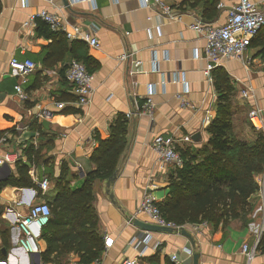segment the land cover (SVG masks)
Segmentation results:
<instances>
[{
	"label": "crops",
	"instance_id": "obj_1",
	"mask_svg": "<svg viewBox=\"0 0 264 264\" xmlns=\"http://www.w3.org/2000/svg\"><path fill=\"white\" fill-rule=\"evenodd\" d=\"M161 1L170 8V14L155 5L143 6L141 0H67V4L63 0H0V156L18 155L16 162L0 166V251H4L0 264H44L40 253L46 249V241L39 236L40 252H26L18 244L17 219L34 203L44 201L51 208L62 199L57 178L63 163L67 168L66 189L82 187L85 176L96 168L90 157L98 139L110 136L119 115L125 119L127 130L125 148L109 188L112 197L106 193V181L92 183L96 229L104 243L100 264H122L133 258L136 264H193L194 254L198 255L197 264H247L241 248L255 243L260 226V190L251 196L249 212L216 229L207 223L185 225L193 243L176 232H147L134 224L136 220L153 223L148 215L137 213L145 192L150 191L157 202L168 194L173 166L162 162L151 148L153 138L169 137L177 149L200 147L208 139L217 95L213 79L204 74V35L192 25L196 19L223 24L237 2L216 0L207 7L204 0ZM252 1L264 8V0ZM43 9L53 13L66 30L79 26L88 31L99 45L92 47L79 38L68 40L62 31L53 32L42 20L30 21L32 14ZM121 55L126 58L121 59ZM153 56L157 71L153 70ZM12 57L36 64L25 76L23 98L14 88L19 79L9 66ZM85 58L93 74L92 92L90 101L80 105L64 72L71 59ZM263 58L252 44L244 58L226 59L215 66L227 73L233 84L232 128L245 142L257 134L248 122V110L260 108L264 119ZM177 74L185 83L176 79ZM149 84L155 85L152 118L139 114ZM246 89L247 98L241 95ZM178 94H184V103ZM258 133L264 135V130ZM24 166L33 187L6 183L8 178L18 177ZM263 177L264 171L256 177L259 188ZM44 178L49 185L42 190L38 183ZM131 217L134 219L128 223ZM146 234L149 242L140 254L134 238L142 239ZM105 235L112 243H105ZM76 260L79 257L70 252L61 264ZM248 264H264V251Z\"/></svg>",
	"mask_w": 264,
	"mask_h": 264
},
{
	"label": "trees",
	"instance_id": "obj_2",
	"mask_svg": "<svg viewBox=\"0 0 264 264\" xmlns=\"http://www.w3.org/2000/svg\"><path fill=\"white\" fill-rule=\"evenodd\" d=\"M215 1L204 0L203 5L210 7ZM252 44L264 55V25L252 37ZM87 59L77 60L87 66ZM211 75L217 106L207 128L208 139L200 147L177 149L182 164L171 169L168 194L157 202L163 218L177 226L207 223L216 229L249 212L250 198L259 190L256 177L264 171V135L257 132L249 142L237 138L232 128L233 84L219 67ZM126 130L127 123L119 115L111 126L110 136L98 139V146L90 157L96 168L85 176L81 188L66 189L67 168L63 163L57 178L62 199L51 206L49 219L40 234L47 244L40 253L44 264H61L64 255L70 252L85 263L100 257L104 243L96 229L92 183L106 181L115 172L125 148ZM28 171L24 166L18 177L8 178L6 183L33 187ZM1 251L0 258H3Z\"/></svg>",
	"mask_w": 264,
	"mask_h": 264
},
{
	"label": "built area",
	"instance_id": "obj_3",
	"mask_svg": "<svg viewBox=\"0 0 264 264\" xmlns=\"http://www.w3.org/2000/svg\"><path fill=\"white\" fill-rule=\"evenodd\" d=\"M94 3V0H89ZM143 6L155 5L165 14H170V8L162 3L161 0H141ZM34 19L42 20L52 31H62L68 40L79 38L86 41L90 46L97 47L99 41L96 37L91 36L88 31L82 30L79 26H74L72 30H66L60 25L58 18L47 10H39L35 14H32L30 21ZM30 21L26 22L28 24ZM264 25V8L259 7L252 0H237L236 4L229 9L226 20L221 25H211L206 22L196 19L192 27L198 32L203 33L205 38L203 56L205 58L206 65L204 68V74L211 80V72L219 63L226 59L237 58L242 59L250 46L251 39L255 33ZM121 59H125L126 55H121ZM153 70L157 71V60L153 56L152 59ZM264 65V58H263ZM137 64V63H135ZM9 66L11 68L12 75L18 78V82L14 85L17 94L23 98L24 92L22 84L25 81V76L31 73L36 64L30 59H18L12 57L9 60ZM65 80L70 84L71 91L76 97V102L80 105L87 104L90 101L92 92L93 74H91L85 64L77 59H71L67 64L64 72ZM176 79L182 80V75L177 74ZM184 82V81H183ZM185 83V82H184ZM164 85V81H162ZM188 90L185 85V93ZM183 92V93H184ZM249 91L242 90L241 95L248 97ZM155 94V85L149 84L147 87L146 98L139 108V114H147L152 118L153 115V95ZM184 94H178L177 98L183 103L185 102ZM59 107H62V103H57ZM130 114H127L128 117ZM211 118V114L207 116ZM247 119L251 127L257 132H263L264 119L261 114V110L258 107H251L247 112ZM151 148L158 154L159 159L174 167L182 164V159L174 144V141L163 135H156L150 144ZM18 160L17 154L6 153L0 156V166L7 163H14ZM39 186L42 190L46 189L49 185L47 178L40 181ZM260 194H261V207H260V226L256 232V239L253 247H249L247 244H243L241 252L245 255L247 264L251 262L254 256L258 252L264 251V177L259 182ZM137 213H144L149 216L153 224L158 226L175 227L177 230L184 226H177L171 222L166 221L157 205L155 197L150 191L143 194ZM50 216V206L47 202L41 201L32 204L27 213L23 214L17 219V228L20 232V238L18 244L26 252L38 254L40 248L38 245V238L41 234V229L47 223ZM134 217L127 220L131 223ZM205 224V223H203ZM105 243H112V239L104 236ZM149 242V234H146L142 239L134 238V247L139 249V253L142 254L144 247ZM172 260L176 261V255H172ZM137 260L125 259L122 264H136ZM73 264H100L99 260H94L90 263H85L80 260H76Z\"/></svg>",
	"mask_w": 264,
	"mask_h": 264
},
{
	"label": "water",
	"instance_id": "obj_4",
	"mask_svg": "<svg viewBox=\"0 0 264 264\" xmlns=\"http://www.w3.org/2000/svg\"><path fill=\"white\" fill-rule=\"evenodd\" d=\"M65 4H67V0H63ZM116 173H113L112 176H110L107 180H106V193H108L109 197L111 198L112 195L110 194L109 188L111 183L113 182V179L115 178ZM134 224L136 226H138L141 230L143 231H147V232H167V233H179L180 235H183L187 238H189L190 242L193 243V239L190 235V233L184 228H180L179 230H177V228L175 227H167V226H158L156 224L153 223H142L139 221H135ZM197 259H198V255L194 254L193 255V264H197Z\"/></svg>",
	"mask_w": 264,
	"mask_h": 264
}]
</instances>
